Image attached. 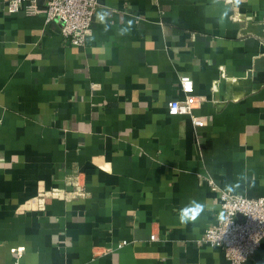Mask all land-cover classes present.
<instances>
[{
    "label": "crops",
    "instance_id": "0c3cea01",
    "mask_svg": "<svg viewBox=\"0 0 264 264\" xmlns=\"http://www.w3.org/2000/svg\"><path fill=\"white\" fill-rule=\"evenodd\" d=\"M6 2L0 264H228L196 241L223 215L207 178L264 196V0H99L82 45ZM181 73L203 125L167 112Z\"/></svg>",
    "mask_w": 264,
    "mask_h": 264
},
{
    "label": "built area",
    "instance_id": "2783aa9c",
    "mask_svg": "<svg viewBox=\"0 0 264 264\" xmlns=\"http://www.w3.org/2000/svg\"><path fill=\"white\" fill-rule=\"evenodd\" d=\"M98 3L99 0H43L42 4H39V0H7L5 8L9 13L19 10L28 14L43 12L47 22L58 23L62 36L69 38L74 45H82L91 32ZM179 78L183 98L169 99L167 112L189 114L194 124H205V117L192 113L190 92L194 83L191 76L181 73ZM207 179L211 190L218 196L223 215L209 224L196 242H207L221 247L228 264H246L264 240V196L247 197L242 193L222 189L212 178ZM76 188L82 189L77 183ZM44 193L45 191L41 192L43 195ZM150 238L155 239L156 234L152 233ZM13 253L16 256L14 264H18L21 250L13 249Z\"/></svg>",
    "mask_w": 264,
    "mask_h": 264
},
{
    "label": "clouds",
    "instance_id": "9594fccd",
    "mask_svg": "<svg viewBox=\"0 0 264 264\" xmlns=\"http://www.w3.org/2000/svg\"><path fill=\"white\" fill-rule=\"evenodd\" d=\"M203 211V205L192 202L190 206H186L180 210L178 215L181 224H187L189 221H195L197 216Z\"/></svg>",
    "mask_w": 264,
    "mask_h": 264
}]
</instances>
